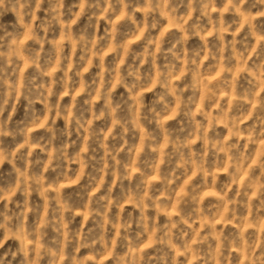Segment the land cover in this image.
<instances>
[{
    "label": "clouds",
    "instance_id": "9594fccd",
    "mask_svg": "<svg viewBox=\"0 0 264 264\" xmlns=\"http://www.w3.org/2000/svg\"><path fill=\"white\" fill-rule=\"evenodd\" d=\"M0 264H264V0H0Z\"/></svg>",
    "mask_w": 264,
    "mask_h": 264
}]
</instances>
